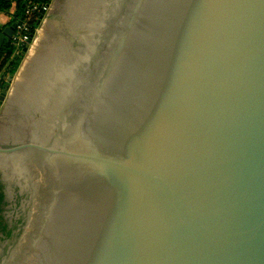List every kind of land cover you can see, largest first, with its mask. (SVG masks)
<instances>
[{"label": "water", "instance_id": "obj_1", "mask_svg": "<svg viewBox=\"0 0 264 264\" xmlns=\"http://www.w3.org/2000/svg\"><path fill=\"white\" fill-rule=\"evenodd\" d=\"M0 175V264H264V0H52Z\"/></svg>", "mask_w": 264, "mask_h": 264}, {"label": "built area", "instance_id": "obj_2", "mask_svg": "<svg viewBox=\"0 0 264 264\" xmlns=\"http://www.w3.org/2000/svg\"><path fill=\"white\" fill-rule=\"evenodd\" d=\"M37 3L32 0L27 1L24 13L20 18L16 19L17 27L12 35L11 44L14 47V56H23L24 50L28 49L33 43L34 37L43 23V20L50 9V3ZM38 22V26L32 32L31 23ZM4 92L0 87V96Z\"/></svg>", "mask_w": 264, "mask_h": 264}, {"label": "trees", "instance_id": "obj_3", "mask_svg": "<svg viewBox=\"0 0 264 264\" xmlns=\"http://www.w3.org/2000/svg\"><path fill=\"white\" fill-rule=\"evenodd\" d=\"M17 3V13H16V19L20 18L23 13H24V9H25V5L27 3V1L29 0H14ZM34 2L37 3H47L48 0H32ZM11 6V1L9 0H0V10H5L8 11L10 9ZM15 19V21H16ZM38 22H33L31 23V27H32V32H34L35 28L38 26ZM5 58L3 59L2 64H8L9 65V76L11 77L12 75H14L17 71V69L20 66L21 63V56H14V47L12 46L11 43H8L5 47ZM2 58V56L0 55V59ZM3 192H2V186L0 184V203L3 200Z\"/></svg>", "mask_w": 264, "mask_h": 264}, {"label": "crops", "instance_id": "obj_4", "mask_svg": "<svg viewBox=\"0 0 264 264\" xmlns=\"http://www.w3.org/2000/svg\"><path fill=\"white\" fill-rule=\"evenodd\" d=\"M11 1V6L8 11L0 10V55L2 58L0 59V83L3 80H10L9 75L6 76V69L9 68L8 64L3 65V59L5 58V47L8 43H11L12 36L7 33V30L12 27V25L16 22V13H17V3L14 0Z\"/></svg>", "mask_w": 264, "mask_h": 264}, {"label": "flooded vegetation", "instance_id": "obj_5", "mask_svg": "<svg viewBox=\"0 0 264 264\" xmlns=\"http://www.w3.org/2000/svg\"><path fill=\"white\" fill-rule=\"evenodd\" d=\"M1 178L2 177L0 175V182H2ZM19 192L20 191H19L18 187L14 186V187L8 189L5 186V191H4L5 200L7 199L8 195H12V193L14 194V196L12 195L13 199L14 198H17V199L22 198V195H20ZM19 217H20V214H19ZM20 220H21V218H19V220L14 221V222L13 221L12 222H8L7 221V222H5L4 224L1 225V227H0V253L1 254L6 253V248L8 247V245H5V243L12 242L14 240V237L16 236L15 233H16L18 227H19L18 221H20Z\"/></svg>", "mask_w": 264, "mask_h": 264}, {"label": "rangeland", "instance_id": "obj_6", "mask_svg": "<svg viewBox=\"0 0 264 264\" xmlns=\"http://www.w3.org/2000/svg\"><path fill=\"white\" fill-rule=\"evenodd\" d=\"M49 1H51V0H48V2H49ZM48 2H47V3H48ZM50 4H51V3H50ZM50 4H49V5H50ZM31 45H32V44H30V46L28 47V51H29ZM28 51L25 52V53L23 54V56H22V58H21V63H20L19 68L21 67V65H22V63H23V61H24V59H25V57H26ZM19 68L17 69V71H16V73H15L14 75H12L11 77L9 76V77L12 79V81H10V80L7 79V81L3 80L2 83H0V87L3 88L4 92H7V93H8V92L10 91L11 85H12V83H13V81H14V78H15V76H16V74H17ZM9 70H10L9 68L6 69V74H5L6 76L9 75Z\"/></svg>", "mask_w": 264, "mask_h": 264}]
</instances>
